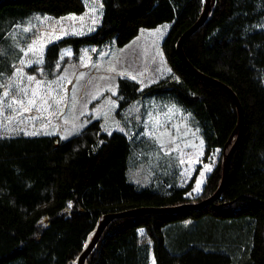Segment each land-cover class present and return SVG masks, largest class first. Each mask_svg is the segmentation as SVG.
<instances>
[{
    "label": "trees",
    "instance_id": "trees-1",
    "mask_svg": "<svg viewBox=\"0 0 264 264\" xmlns=\"http://www.w3.org/2000/svg\"><path fill=\"white\" fill-rule=\"evenodd\" d=\"M205 3L0 0V42L9 32L20 40L18 55L9 57L12 37L0 54V100L6 90L19 95L9 87L12 81L34 89L35 82L27 80L34 76L64 104L70 81L60 78L62 67L89 63L104 44L125 46L141 29L166 23L163 51L173 72L141 91L137 82L119 78V113L141 96L176 103L201 131L206 160L217 148L224 150L204 193L189 198L197 172L184 187L168 175L145 186L129 179L133 156L143 150L125 133L109 135L95 121L61 140L45 134L58 115L51 123L48 113L28 123L25 114L20 125L0 117V264H77L107 214L199 204L219 190L226 153L239 136V110L227 90L194 76L175 50ZM211 7L209 19L186 38L183 50L194 68L231 88L242 106L243 135L225 188L213 203L197 209L116 218L84 264H150L151 252L156 264H264V0H213ZM22 25L31 27L28 33ZM36 41V51L24 55ZM142 229L150 242L141 240Z\"/></svg>",
    "mask_w": 264,
    "mask_h": 264
},
{
    "label": "rangeland",
    "instance_id": "rangeland-1",
    "mask_svg": "<svg viewBox=\"0 0 264 264\" xmlns=\"http://www.w3.org/2000/svg\"><path fill=\"white\" fill-rule=\"evenodd\" d=\"M92 14L96 15L94 9ZM26 25L22 27L31 28ZM18 26L21 25L15 28ZM169 30L170 24L166 23L153 29L143 28L125 46L120 47L109 42L99 48L89 63H69L62 67L60 78L70 81L69 93L61 107L60 112L63 115H58L45 133L66 140L85 132L95 121L99 122L104 133H125L129 140L143 150L138 156L137 151L135 152L133 161L136 165L129 169V179L133 183L145 186L154 181L158 182L159 179L164 180L161 175H168L172 179L174 177L178 186L184 187L197 172L193 188L186 194L189 198H196L204 193L206 179L215 166H218L224 150L217 148L206 160V144L201 131L191 123L189 114L176 103L141 96L137 102L119 113V78L137 82L138 91H141L173 72L163 51L165 36ZM10 37L14 39V49L9 56L12 57L18 49L16 42L19 43L20 40L17 36H11L10 32L0 42V54H3L5 43ZM18 54L19 51L15 56ZM65 119L68 123H64ZM146 133L159 136L160 140L151 138ZM161 143L163 148L160 147ZM173 148L176 151H172ZM197 184L200 185L199 191L195 190ZM145 234L142 229L139 235L141 240L150 242ZM154 261V254L151 252L149 262L156 264Z\"/></svg>",
    "mask_w": 264,
    "mask_h": 264
},
{
    "label": "snow or ice",
    "instance_id": "snow-or-ice-1",
    "mask_svg": "<svg viewBox=\"0 0 264 264\" xmlns=\"http://www.w3.org/2000/svg\"><path fill=\"white\" fill-rule=\"evenodd\" d=\"M67 19L75 20V17H68ZM82 19V18H81ZM60 22L57 21V24ZM95 23V21H93ZM62 31H65L63 28ZM24 31H29L28 28H24ZM54 31V30H53ZM75 34V33H74ZM43 37H41L42 39ZM39 43V41H36L32 45H30L26 51H24V55H27L29 52H35V44ZM42 60H37V63H42ZM21 64H24L25 61L21 60ZM19 71V70H18ZM114 71V69H113ZM121 75H124L121 73ZM27 80L32 83L35 82L36 87L32 90H29L27 87H19L16 85L15 81H12L11 85L9 87H16L17 93L19 95H15L11 93L10 91H4L3 97L5 100H8L9 97H11L10 101L5 103V100H0V117H3L5 121L8 123H11L13 120L17 122L18 125L24 124L25 120L22 119V117L25 116V114H30L28 116V123H34L37 119L43 120L44 114L48 113V123H51V117L57 116V115H63L62 112H58L57 109L60 108V106L63 104L62 99H58L56 96L52 95L53 90L49 86L47 89H42V85L39 82H36V78L34 76H28ZM10 110L8 115H5V110ZM35 113V114H33ZM64 123H68V121L65 119ZM48 124H43L42 127L46 128ZM21 131L24 129L21 128ZM122 130V129H121ZM26 134L29 135H37L38 132H28ZM45 134H51V133H45ZM109 135H111V132H109ZM146 135H149L151 138H154L156 140H160L159 136H153L152 133H146ZM64 138H67L66 136ZM174 143V141H172ZM161 148L164 147V145L161 143ZM172 151H176V148H173ZM170 154V153H168ZM181 163H183V160H181ZM200 185L197 184L196 191H199ZM71 205H69L70 207Z\"/></svg>",
    "mask_w": 264,
    "mask_h": 264
},
{
    "label": "water",
    "instance_id": "water-1",
    "mask_svg": "<svg viewBox=\"0 0 264 264\" xmlns=\"http://www.w3.org/2000/svg\"><path fill=\"white\" fill-rule=\"evenodd\" d=\"M212 1L213 0H206V3H205V8H203V14L201 16V18L199 19V21L195 22V24L190 28L188 29L183 36H181V39L177 42L176 44V49L181 60L183 61L182 63H184L186 65V67L194 74V76H197L199 78H202L204 80H208V81H211L213 82L214 84H218L220 85L222 88H224L225 90H227L233 97H234V101H236V104H237V107H238V110H239V113L240 114V132H239V136L237 139H235V143L233 144V146L231 147L230 151L228 153H226V161H225V165L223 166L224 167V174H223V179H222V183L220 185V188L219 190L214 193V195L209 198L208 200L202 202V203H199V204H187V205H182L180 207H172V208H142L141 210L140 209H135V210H130V211H124V212H120V213H111V214H107L104 219L102 220V222L99 224V227L96 229L95 231V235L94 237H92L93 239L90 241V243L88 244V247L83 250V253L81 254V256L79 257V261L77 264H84L85 263V260H86V257L87 255L91 252L90 250H92L96 244L99 242V240L101 239L100 237H102L103 233L105 232L107 226L109 225V223H111L113 220H115L116 218H120V217H128V216H133V215H136L138 213H141V212H148V213H159V212H171V213H174V212H181V211H185L187 209H197V208H200L202 206H205L207 204H210V203H213L217 198H219L221 196V192H223L224 188H225V185H226V182L228 179V175H229V171H230V164H231V161H232V158L234 156V152L237 151V148L240 144V139L242 138V135H243V125H244V118H243V114H242V106H241V103L238 101V98L236 97L234 91L231 89V88H227V85L217 81V80H214L208 76H204L202 75L196 68H194L191 63H189L187 57L185 56V53H184V50H183V44L186 40V38L188 39L190 35H192L193 33H195L196 31H198L206 22L208 19H209V14L211 12V9H212Z\"/></svg>",
    "mask_w": 264,
    "mask_h": 264
},
{
    "label": "crops",
    "instance_id": "crops-1",
    "mask_svg": "<svg viewBox=\"0 0 264 264\" xmlns=\"http://www.w3.org/2000/svg\"><path fill=\"white\" fill-rule=\"evenodd\" d=\"M17 72H18V69L16 70V73H17ZM67 95H68V94H67ZM64 104H65V103H64ZM64 104H63V106H64ZM61 107H62V106H61ZM61 107H60V108H61Z\"/></svg>",
    "mask_w": 264,
    "mask_h": 264
}]
</instances>
